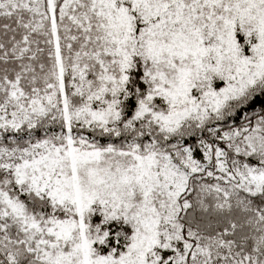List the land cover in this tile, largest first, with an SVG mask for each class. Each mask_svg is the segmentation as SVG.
I'll return each instance as SVG.
<instances>
[{"label": "snow or ice", "instance_id": "snow-or-ice-1", "mask_svg": "<svg viewBox=\"0 0 264 264\" xmlns=\"http://www.w3.org/2000/svg\"><path fill=\"white\" fill-rule=\"evenodd\" d=\"M0 264H264V0H0Z\"/></svg>", "mask_w": 264, "mask_h": 264}]
</instances>
